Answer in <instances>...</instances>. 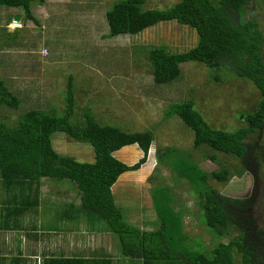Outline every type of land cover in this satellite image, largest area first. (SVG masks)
I'll return each mask as SVG.
<instances>
[{
    "label": "trees",
    "instance_id": "1",
    "mask_svg": "<svg viewBox=\"0 0 264 264\" xmlns=\"http://www.w3.org/2000/svg\"><path fill=\"white\" fill-rule=\"evenodd\" d=\"M45 1L0 0V9L20 8L27 20L38 25L31 5H44ZM148 1L114 2L105 11L106 36L138 35L161 22L176 21L193 29L197 41L189 49L179 52L169 51L164 46L148 50L146 58L155 84L177 80L181 74L180 64L184 62L204 63L214 80H221L229 72L250 81L260 91L261 99L251 113L240 115L246 125L235 131L209 126L194 109L192 101L169 104L164 118L173 115L180 118L193 131L194 148L205 144L214 151L238 159L243 167H239V173L252 174L256 186L261 178L258 173L264 166L261 139L264 125V32L255 11H249L246 16L251 0H179L165 9L144 7ZM4 12L0 10V29H7L10 24L2 25ZM20 104L21 99L9 88L7 80L0 79V108L17 111ZM75 107L69 78L64 115H56L54 109L32 108L13 124L0 117V178L7 186L2 205L7 215L23 213L27 207L37 205L41 178L69 180L77 187L79 203H67L63 209L61 205L57 206L56 210L60 208L61 211H56V215L65 218L66 214L71 217L86 214L105 221L108 231L118 238L121 254L139 260L140 264H264V225L251 214L255 195L231 197L222 194L210 185L209 179L227 182L232 176L229 168L204 170L188 157H182L181 150L174 147L156 151V158L166 163L179 178L187 180L197 196L196 204L203 213L204 224L214 235L215 245L205 251L190 247L183 230L182 208H174L166 186H155L151 190L152 205L159 220L154 230H143L128 223L114 201L112 187L120 175L138 170L146 163L153 133L148 129L127 132L119 126L102 124L96 121L91 109L85 108L81 117L76 119L80 124H72ZM56 132L90 145L94 160L79 162L72 156L57 153L51 142ZM133 144L142 152L136 163L128 165L114 155ZM206 158L216 161L214 154ZM13 184L20 192H14ZM19 196L27 198L17 204ZM92 254L99 256L95 251ZM128 258L120 260L127 261ZM107 260L50 257L45 258L43 264H100Z\"/></svg>",
    "mask_w": 264,
    "mask_h": 264
},
{
    "label": "rangeland",
    "instance_id": "2",
    "mask_svg": "<svg viewBox=\"0 0 264 264\" xmlns=\"http://www.w3.org/2000/svg\"><path fill=\"white\" fill-rule=\"evenodd\" d=\"M116 1L46 0L44 5L33 3L32 12L38 25L27 20L20 8H1L5 11L1 17L2 25L11 24L12 19L20 23V27L11 28L9 24L7 29H0V79L7 80L9 88L21 99V104L17 111L1 107L0 117L13 124L32 108L54 109L56 115H64L67 85L71 78L76 100L72 124H80L76 119L81 117L85 108L91 109L96 121L102 124L119 126L127 132L148 129L153 133L146 163L138 170L122 174L112 187L114 201L125 220L143 230H154L159 220L152 205L151 190L155 186H166L174 208H182L183 230L190 247L210 250L216 240L204 224L203 213L196 204L197 196L187 180L179 178L166 163L157 160L156 151L174 147L181 150L182 157H188L204 170L229 168L232 176L227 182L209 179L211 186L228 196L250 192L252 178L250 173H239V167H243L235 157L214 151L205 144L194 148L193 131L176 115L164 118V112L169 104L192 101L194 109L209 126L232 132L246 125L240 115L251 113L257 107L260 91L250 81L229 72L221 80H214L206 65L200 62L181 63V74L177 80L155 84L146 58L148 50L164 46L172 52L184 51L196 43L197 35L189 26L169 21L138 35L106 36L105 11ZM178 1L150 0L144 7L165 9ZM246 11V16L249 11H255L264 32L262 0H251ZM42 48L49 51L47 55L41 54ZM255 137L254 134L253 139ZM261 137L264 144V125ZM51 140L59 154L72 156L79 162L94 160L93 149L86 143L62 132L54 133ZM135 146H125L114 155L132 165L142 156ZM211 154L216 155L215 162L206 158ZM41 180L40 208H35L39 214L29 213L27 217L45 215L50 206L54 207V215L60 209L55 210L59 204L79 203L77 187L71 181ZM2 181L0 178L3 198L7 186ZM13 186L20 192L18 186ZM7 197L6 194V200ZM21 199L20 196L17 198L18 201ZM263 205L261 199L255 209L258 219L263 217ZM84 217L89 221L82 223L80 219ZM84 217L66 221L65 227L83 230V225L92 237L98 236L99 256L96 257L108 259L100 264L141 263L121 254L118 238L108 231L105 221L92 215L84 214ZM122 258L129 260L121 261Z\"/></svg>",
    "mask_w": 264,
    "mask_h": 264
},
{
    "label": "crops",
    "instance_id": "3",
    "mask_svg": "<svg viewBox=\"0 0 264 264\" xmlns=\"http://www.w3.org/2000/svg\"><path fill=\"white\" fill-rule=\"evenodd\" d=\"M135 147L138 148L137 145ZM138 150L141 152L139 148ZM14 192L18 193V190ZM27 197L23 196L22 202ZM4 200L5 195L2 198L0 192V264H43L44 259L50 257H85L88 259L96 257L97 254L92 255V253L98 252V236L92 237L83 225L81 226L83 230L65 227L66 221H73L74 218L80 219L84 215L71 217L66 214L65 218H61L56 213L53 215L54 207L50 206V212L45 214L47 216L40 214L34 218L33 216L27 217L29 213L39 214L35 208H40V195L35 207H27L23 213L20 211L7 215L6 209L2 206ZM19 203L20 201L17 202ZM66 204H59V206L61 205L63 209ZM80 220L82 223L89 221L87 217Z\"/></svg>",
    "mask_w": 264,
    "mask_h": 264
},
{
    "label": "flooded vegetation",
    "instance_id": "4",
    "mask_svg": "<svg viewBox=\"0 0 264 264\" xmlns=\"http://www.w3.org/2000/svg\"><path fill=\"white\" fill-rule=\"evenodd\" d=\"M261 169H262V171H260L258 173V174H261V178H260L259 183L256 184V186L254 184V179H253L252 174H249L251 176L252 182H253V185L251 186L252 189L250 192L242 193V194L237 195V196H235V195H232V196L230 195V196L231 197H245V196H249V195H255V205L251 209V214L253 215V217L258 222H260L262 225H264V209H263V217L262 218L258 219L257 215L255 214L256 207L258 206L259 202H261V199L263 200V198H264V166H261ZM263 203H264V200H263Z\"/></svg>",
    "mask_w": 264,
    "mask_h": 264
},
{
    "label": "built area",
    "instance_id": "5",
    "mask_svg": "<svg viewBox=\"0 0 264 264\" xmlns=\"http://www.w3.org/2000/svg\"><path fill=\"white\" fill-rule=\"evenodd\" d=\"M11 28H15V27H20V23L17 20H12L11 24H10ZM47 50L46 49H42V54L47 55Z\"/></svg>",
    "mask_w": 264,
    "mask_h": 264
},
{
    "label": "clouds",
    "instance_id": "6",
    "mask_svg": "<svg viewBox=\"0 0 264 264\" xmlns=\"http://www.w3.org/2000/svg\"><path fill=\"white\" fill-rule=\"evenodd\" d=\"M43 49H46V48H43Z\"/></svg>",
    "mask_w": 264,
    "mask_h": 264
}]
</instances>
